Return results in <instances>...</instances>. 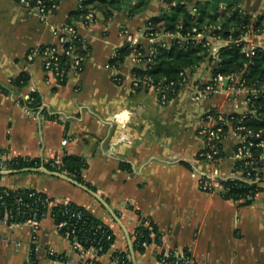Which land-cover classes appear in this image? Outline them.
<instances>
[{
	"label": "crops",
	"instance_id": "0c3cea01",
	"mask_svg": "<svg viewBox=\"0 0 264 264\" xmlns=\"http://www.w3.org/2000/svg\"><path fill=\"white\" fill-rule=\"evenodd\" d=\"M83 1L59 0L41 22L31 6L0 0V85L8 91H0V163L19 156L44 163L58 161L65 153L82 156L87 162L82 179L108 209L79 186L37 170L0 175V186L35 189L55 202L79 204L110 227L114 241L102 254L92 248L81 254L73 249V240L58 232L49 213L36 228L29 221H0V264H117L113 257L117 251H127L132 260L128 239L132 241L134 229L144 219L156 225L160 241L134 252L135 264H162L160 255L175 246L190 249L195 264H264V166L258 182L261 190L249 204L199 188L200 176L213 171L199 156L201 116L211 110L241 113L253 89L241 88L232 100L220 90L195 101L194 86L211 78L208 64L202 62L178 94L161 105L152 89L136 91L132 86L130 55L116 71L118 83L109 67L112 55L130 41L148 51L146 22L163 3L132 0L125 7L122 0L107 6L97 1L87 6L93 15L87 26L82 22L87 13L77 14ZM197 2L211 6L210 0H191L187 2L191 12ZM225 5L217 2L214 9ZM233 6L252 16L264 11V0H239ZM67 24L75 26L89 56L80 71L70 70L64 82L57 83L39 59L28 61L26 54L31 48L54 44L52 28ZM174 37L160 34L155 41L169 44ZM252 40L264 47V32ZM208 42L212 54L227 43L214 37ZM23 71L29 75L27 84L11 85ZM30 92L40 96L39 107L20 103ZM235 142L232 133L222 142L224 157L216 167L221 177L234 173ZM49 249L65 260L49 256Z\"/></svg>",
	"mask_w": 264,
	"mask_h": 264
},
{
	"label": "trees",
	"instance_id": "16d2710c",
	"mask_svg": "<svg viewBox=\"0 0 264 264\" xmlns=\"http://www.w3.org/2000/svg\"><path fill=\"white\" fill-rule=\"evenodd\" d=\"M97 1L101 5L107 6L108 4L113 5L118 0H111L110 2L107 0H84L82 9L77 10V14H86L89 9L87 8L88 4ZM161 1L163 6L159 13L150 17L146 22L145 34H174L176 37L164 46L159 42L152 43L147 54L142 45L137 43L131 45L126 42L117 48L116 55L110 59V69L119 71L131 52L146 54L141 57L143 66L132 69V74L138 81V85L134 89L139 91L142 88L147 89L143 86V81L146 78H150L154 82L162 79L167 81L178 80L181 72L190 76L196 67L202 62H206L210 68L211 76L217 74L236 76L240 78L238 86L254 90V93L248 95L247 111L225 114L224 116L231 120L233 126L242 125L251 129L253 134L249 137L254 143L264 138V47H258L246 53L242 49L244 42L238 40L241 35L246 33L247 28L250 27L257 31L264 26V11L252 21L250 13L233 5L217 7L211 11L207 2H197L195 11L191 12L187 7V2L191 0ZM107 11L105 10L104 13L107 14ZM198 34L201 35L198 36ZM211 37L230 40L220 47L214 55L210 51L208 42ZM74 43L78 49L81 48V41L75 40ZM28 80V73L23 71L10 82L11 85L19 88L25 86ZM181 89L182 86L176 84L174 92L168 95V99L171 100ZM0 91L8 92L1 85ZM20 103L29 108H37L41 105V100L37 92H30L29 98L21 99ZM214 111L211 110V112ZM45 114L49 119L55 118L54 115ZM227 130V126L222 127L223 134H226ZM259 130L262 133L257 137L255 133ZM218 137H221V133L218 134ZM250 150L253 157H257L262 152V148L256 146ZM220 156L224 157L223 148ZM247 160V158H242L234 162L233 171L242 172L240 175L219 179L225 188L220 193L224 199H232L242 205L249 204L255 194L261 190L259 181L255 180V166L246 165ZM261 162L258 167L262 166L263 163ZM0 165L7 169L17 170L42 166L49 171L64 174L95 191L93 186L82 179V171L87 167V162L82 156L65 153L58 161L52 160L48 163L35 158L19 156L5 160L4 164L0 163ZM119 167L126 168V165L119 163ZM259 177L261 180V172ZM4 190H7V194ZM30 193L33 195L29 196ZM0 197V216L6 210H11L12 217L7 222L23 223L28 221L33 214H36V219L40 221L49 213L58 232L67 236L71 241L77 239L84 248H98L97 253L102 254L110 248L114 241V234L108 225L96 218L88 209L74 202L59 203L35 189L16 188L11 190L3 186H0ZM19 197L21 201L16 203V199ZM159 241L160 233L150 219L142 220L132 234L134 252L141 253L146 245ZM125 254H128L127 251L114 253V258L116 256L120 258L117 260V264H133L130 257L125 258ZM62 256L56 255L52 258L63 261L65 258ZM123 256L124 259L121 258Z\"/></svg>",
	"mask_w": 264,
	"mask_h": 264
},
{
	"label": "built area",
	"instance_id": "2783aa9c",
	"mask_svg": "<svg viewBox=\"0 0 264 264\" xmlns=\"http://www.w3.org/2000/svg\"><path fill=\"white\" fill-rule=\"evenodd\" d=\"M19 0L20 3L31 6L35 11L36 16L41 22H45L50 13L57 7L59 0ZM81 9V5L79 6ZM258 14L252 15L251 20H255ZM92 13H87L85 15V19H83V24L88 26V21L91 20ZM54 34L56 35V42L54 44L40 45L38 47H34L29 49L26 54V59L28 61H33L34 59H39L42 65L43 70L50 75L57 83H62L68 76L70 70L80 71L84 62L87 60L89 53L88 49L85 46L84 40L78 34L75 26L72 25H63L61 27L52 28ZM264 32V26L257 31L252 30L250 27L247 28L246 33L239 37V41H243V50L248 53L249 51H253L258 48L256 44L253 42V38ZM160 34H146L149 40L152 43H155V38ZM174 35V34H173ZM201 34H198L200 36ZM250 37V39H248ZM252 37V39H251ZM81 41L82 46L78 49L74 43V41ZM230 40V39H229ZM226 40V42H229ZM131 45L135 44L132 41L129 42ZM161 45H167L166 42H159ZM82 51V52H80ZM149 52H146V54ZM151 52V51H150ZM146 54L131 52L130 56L134 61V67L143 66V61L141 57ZM116 55V51L112 55V58ZM215 55V53H214ZM133 67V68H134ZM111 70V69H110ZM112 71V78L116 81H119L120 78L117 76L116 71ZM190 76L184 72L180 73V78L178 80H159L154 82L150 78H146L143 81V86L147 89H152L158 97V101L161 105H165L169 102L168 95L174 92V87L176 84H180L182 88L189 82ZM228 82L225 84V80ZM240 78L236 76H224L221 74H217L215 76H211V78L202 84H197L194 86L192 91V96L195 101H202L208 99L213 94L217 93L220 90H225L226 98L228 100H232L238 94L239 90L242 88L238 86ZM131 83L132 86H137L138 81L131 73ZM254 93V90L253 92ZM247 101L248 96L245 99V107L241 112L247 111ZM225 114L215 110L214 112L208 111L204 113L200 118V125L197 130V134L200 136L203 142V149L199 153L201 159L207 161L212 167L213 171L207 175H201L199 178V188L203 192L209 193H220L225 188L219 182V179H224L226 177H221L216 169L217 165L222 160L220 153L222 151V142L226 139L229 133H232L236 138V142L233 150V159L234 162L238 159L247 158L246 165L255 166V180L259 181V173L261 172L262 167L264 166V138H261L258 142L254 143L250 139V135L253 134L251 129H247L242 125L233 126L231 120L226 119ZM227 126L228 130L226 134L222 133V127ZM221 133V137H218V134ZM262 131L259 130L255 133V136L259 137ZM221 145V149H220ZM253 146L261 147L262 152L259 153L257 157H253L252 151L250 148ZM262 161V166L258 167V164ZM1 166V165H0ZM2 167V166H1ZM6 168V167H5ZM242 172H234L232 175H240ZM230 175V176H232ZM228 177V176H227ZM14 190V189H11ZM7 194V190H4ZM33 193H30L29 196H32ZM1 198V197H0ZM21 198L16 199V203H19ZM18 209V208H17ZM1 215V214H0ZM80 217L79 214H77ZM12 217L11 210H6L2 216H0V221L7 222L8 219ZM31 222L34 228L37 227V223L39 222L36 219V214H33L32 217L28 220ZM58 230V229H57ZM68 235V234H67ZM67 237V236H66ZM73 249L77 250L79 253H84L86 248H84L77 239H73ZM37 250V248H34ZM92 249L95 252H98V248ZM124 251H117V253H121ZM49 256H56L51 249L47 251ZM63 257V256H62ZM128 258V254H125V258ZM124 259V256L121 257ZM117 262L119 256L114 258ZM159 261L162 264H195V259L190 251V249H180L178 247H171L164 251L160 257ZM84 264H93V262H85Z\"/></svg>",
	"mask_w": 264,
	"mask_h": 264
},
{
	"label": "water",
	"instance_id": "95a60500",
	"mask_svg": "<svg viewBox=\"0 0 264 264\" xmlns=\"http://www.w3.org/2000/svg\"><path fill=\"white\" fill-rule=\"evenodd\" d=\"M123 3H124V6L125 7H128L132 0H122ZM211 1V10L214 9L215 5L217 2H224V4L226 5H234V4H237L239 0H210ZM228 82V80L226 79L225 80V84ZM4 86V85H2ZM5 88H7L6 86H4ZM29 170H37L38 172H43V173H47V174H50L52 176H56V177H59V178H62V179H66L68 180L69 182L73 183L74 185H77L79 186L80 188H82L84 191H86L87 193H89L91 196H93L99 203H101L105 208L108 209V206L106 204V202L104 201V199H102L96 192H94L93 190L89 189L88 187H86L85 185H82L80 183H77L75 180L69 178L68 176L64 175V174H61V173H58V172H52V171H49L47 170L46 168L44 167H38V168H22V169H7V170H0V175H8V174H14V173H17V172H24V171H29ZM111 215H113L114 217H116L114 215V213L109 210ZM128 245H129V250H130V254H131V257H132V262L133 264H135V255H134V250H133V247H132V241L130 239H128Z\"/></svg>",
	"mask_w": 264,
	"mask_h": 264
}]
</instances>
